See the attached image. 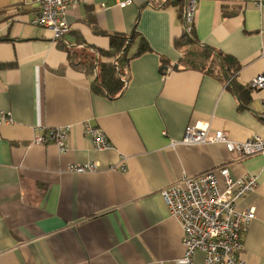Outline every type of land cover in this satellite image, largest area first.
Segmentation results:
<instances>
[{"label": "crops", "instance_id": "obj_1", "mask_svg": "<svg viewBox=\"0 0 264 264\" xmlns=\"http://www.w3.org/2000/svg\"><path fill=\"white\" fill-rule=\"evenodd\" d=\"M75 1L64 38L70 48L107 51V34L136 30L151 51L131 60L125 91L110 99L93 89L95 75L68 64L51 31L32 23L38 0H0V111L13 117L0 124V264H173L185 253L183 230L161 191L223 166L234 179L258 180L240 202L256 210L241 254L264 264V154L241 158L221 144L170 147L200 122L235 142L264 138V92L248 86L264 72V10L245 0H197L195 35L222 54L207 73L180 66L174 41L184 21L169 0ZM85 124L113 148L95 150ZM68 125L67 153L34 143ZM89 162L101 170L68 172ZM123 162L126 171L110 169ZM195 262L202 264V253Z\"/></svg>", "mask_w": 264, "mask_h": 264}, {"label": "built area", "instance_id": "obj_2", "mask_svg": "<svg viewBox=\"0 0 264 264\" xmlns=\"http://www.w3.org/2000/svg\"><path fill=\"white\" fill-rule=\"evenodd\" d=\"M252 2L263 11L264 0H245ZM78 4L75 0H38L39 15L32 21L53 33L55 40H64L72 31L67 21L68 7ZM127 3H121L124 7ZM197 0H188L185 8V25L188 33L194 29ZM264 57V49L261 52ZM253 92H264V72L248 83ZM260 118L264 120V96L261 99ZM12 113L0 111V124H10ZM73 127L71 125L48 130L46 135L36 136L34 143L46 146L54 143L61 154L69 151L68 140ZM85 135L93 141L95 150L107 151L113 147L105 133L98 127L85 124ZM208 144L224 145L231 153L241 158L264 154V138L255 136L246 142L230 140L224 132L212 133L209 123H197L187 126L181 140H172L170 147L202 146ZM111 170L126 171L124 162L112 166ZM100 165L89 162L68 166V172L74 174L95 173ZM255 176L234 179L228 167L223 166L199 176L188 175L176 184L161 191L168 211L183 230L184 256L173 264H197L195 256L203 254L202 264H248L242 256V236L256 218L254 207L242 210L240 202L258 187Z\"/></svg>", "mask_w": 264, "mask_h": 264}, {"label": "trees", "instance_id": "obj_3", "mask_svg": "<svg viewBox=\"0 0 264 264\" xmlns=\"http://www.w3.org/2000/svg\"><path fill=\"white\" fill-rule=\"evenodd\" d=\"M169 0L166 4L179 7L180 18L184 21V31L181 37L174 41V46L182 51L180 66L185 69H193L204 72H213L217 61L222 60V54L201 45L194 29L188 33L185 25V8L188 0ZM110 40L109 50H96L91 46L82 45L80 49H72L64 40H59V47L68 53V64L75 70L85 73L87 76L95 75L92 83L93 89L98 93L106 94L110 99H116L122 95L128 85L126 68L131 60L151 51L147 42L141 38L135 30L131 35L107 34ZM141 38L138 50L130 55V47L136 38ZM102 58L111 61L103 62ZM163 65V69L165 67ZM250 91H252L249 88Z\"/></svg>", "mask_w": 264, "mask_h": 264}]
</instances>
